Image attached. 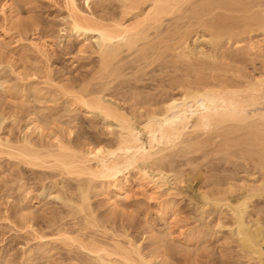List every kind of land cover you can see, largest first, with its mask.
Segmentation results:
<instances>
[{
	"label": "bare ground",
	"instance_id": "obj_1",
	"mask_svg": "<svg viewBox=\"0 0 264 264\" xmlns=\"http://www.w3.org/2000/svg\"><path fill=\"white\" fill-rule=\"evenodd\" d=\"M16 1L17 0H0V12L4 14L5 19L12 17L11 20H13V16L16 15V7H14V2ZM66 1L67 4H69V14L66 19L68 24L67 28L64 29V33L69 36H76L75 38L78 37V40L84 37V40L79 44L80 46L77 45V48L75 47V52H85L89 54L91 50L92 55H88L89 57H87V59H91L92 62H90L92 63V66H86L87 68L80 66L84 68L81 70L86 71L79 72V69H77L78 71L75 70L76 76L73 75L70 77L67 76L66 73H63L64 71H60L62 74H65L64 77L67 76L69 78L66 77L64 79V77H61L62 74L60 73L61 75L59 77L61 78L57 79L56 77L58 81H56L54 76L52 77L53 70L50 69L51 67H49L51 70L50 73L49 70L47 71L49 75L45 74V76H40V74H42L41 72L43 71L46 72V70L43 69V71H41L42 69L34 68L30 75L34 74V76H36V72L40 70L37 73V75L40 76H38V80L43 77H48L51 81L46 78L47 80H44L46 83L42 82L46 84V87L49 86L47 87L48 89L44 84L41 86H44L43 88H38L40 87L38 85L36 86L38 82L34 81L36 82L33 86L34 90L32 89L33 87H30L32 91H34V94L33 92H29L30 96L32 95L33 100L31 101V98L30 100L27 98L28 101H31V103H41L43 100L42 103H44L46 100L47 102H50L51 106H54L57 104V101L60 100L59 102H63L64 107L61 105L62 108H60L63 111H61V114L60 111L59 113L56 112L57 109L59 110L57 107L60 106L55 105L57 106L56 109L55 106L51 107L49 103L46 104L47 102H45V107L48 105V110L51 112L56 109V111L53 112L58 113L57 115L52 114L54 115L53 117L50 115V119L46 117L45 120L42 117V120L39 118V113L44 117L46 116V113L47 116L48 114H51L50 111V113L47 112V108L44 107L46 110L44 108L41 109V112L44 111L45 115H42L40 110L37 111L38 114L32 111L33 114H36V117L38 116L37 118H39V120L35 117L32 122L33 125L28 124V126L33 127L31 129L33 133L34 131H37V133L39 132L37 139H33L37 135L34 136V134L29 131L30 128L28 129L30 134L25 132L29 135L27 136L24 133L26 135L25 138L23 137L24 140H20L21 142L23 141L22 143H20L19 138L17 139L19 142L13 139L16 141V145H14L15 141L13 142L11 140L14 143H11V145H13L12 147L8 144L10 143L8 140L11 139L10 137H7V141H5L6 138L2 135L1 137L5 139L3 140V138L0 137V146L7 144L6 146L11 147L10 151L8 150L9 147L7 148L6 146H3L5 147L3 148L1 146L0 157L3 154H8L10 157L6 155L5 158H14L15 162L20 163H17L18 166L22 164L26 167H30V169L37 168L42 171L43 169L50 170L53 174V177L50 178V180L54 181L55 179V184L53 181L51 184L49 182V184L46 183L48 178L51 177V172L49 173L48 171V173H44V170L42 173L44 175L42 176L45 177L48 174V177L46 178L47 180L43 178L45 180V185L42 183V185H44L42 187H45L46 185L52 186V184L58 187L59 184H61L62 187L60 186L58 189H55L54 187V189L59 192L61 189L65 190H63L64 192L61 191L64 193V196L61 193H57V196L60 195V199L64 201L63 207H65L63 209L60 208L59 214H56V212L58 213V210H56L55 213L54 211L52 213L44 211L45 214H42L44 216H40L38 213L36 214L35 209L32 211L29 206L22 208L21 206L23 205L20 201L21 208L18 210L21 215L19 212L18 213L21 216L23 227H30L33 232L40 234L36 236V239L38 237L41 238V244L35 249L34 247L32 248L33 250L30 252L29 259L40 253L45 254L47 251H50L49 248L51 249L53 247L52 245L55 244V247L53 248L58 246L59 248L64 246L61 249L66 248L67 251L65 250L66 255L64 260L69 261V264H175L174 261H177L178 259L180 262V260L182 258L184 259L186 256L183 257L181 254L182 258L177 257V260L173 257L176 255H174L176 252L172 251L175 249L173 246L177 245V243L173 245V243H170V240L173 238L177 241V238H174L176 234L171 238L172 231L170 232L169 230H173L174 228L169 227L171 221H167L168 224L164 223L166 222L165 220H168L169 218H167L169 210H165L164 208L165 205L162 201L167 199H164V197L161 198L163 195L158 199H163L161 201L163 206L161 205L159 209H157V207L155 208V211L153 210L154 213L159 212V215H161H158L159 218L154 217V219H160L161 217V220H164L163 224H165V226L161 227L162 230L160 229V231L159 229H156V231L158 230L159 232H162V236L156 231L153 232L155 229V226L153 225L154 229L152 232L154 235H157V233L159 234L157 237L154 235L151 237V239L155 237L154 241L156 244L150 240V237L148 240L145 237L147 241L152 242L154 245L152 246L153 249L150 248L147 250L145 248V240L143 241L141 239L140 241H137L138 239H133V237H131L132 235L121 236L119 234H125V232L128 231L127 227H124L127 231H123L124 228L121 225V221L124 219L128 220L130 216L134 217V215H136L134 213L136 210L132 209L131 211L130 206L128 208L130 211L127 210L129 212L128 215H130L131 212H133L134 215L132 214L128 216V218H124L126 215L125 205L123 206L125 210H119L123 208L121 207L122 204L128 203L126 200L129 199L127 195L130 193L127 192L128 177L130 176L129 173L132 169L133 171L138 170L136 174L141 173L140 175L142 179L143 177L144 179L146 178V180L149 179L150 183L153 184L150 186L147 183L148 188L153 186L159 191V189L163 190L164 187L167 188L168 183L171 182L169 179V172H173L174 168H177L176 165H179L184 157L187 160L189 158L192 160L194 159L192 162L191 159H189L186 163L197 166L212 162L214 159L209 158L210 156H214L213 158H215V160H217L216 156L225 158L229 156V159L234 153V156L232 157L238 162L247 161L246 163L249 164V168H247L248 166L245 164L243 165V169H246L247 171V169L251 168L249 171L252 172L248 174L247 172L249 171L245 172V170H243L241 173L245 172L248 177L246 175L245 178H240L239 180L241 181L242 179L243 182L236 180L235 183H233L235 177H232L233 179L230 177L232 181L229 180V176L232 175H227L228 177L221 178L219 175L215 174L216 177L219 176L218 181V179H215L212 174L213 181H217H214L217 186L215 184V186L212 185V181L210 186H208V189L211 187V189L214 190L210 191L205 187L208 180L211 181L212 179L210 176V179L208 178V180H205L202 183V187H204L200 190L202 191L200 192V195L202 193L204 194V197L200 198L204 199L202 200L204 203H202L201 208L203 211L205 210V212H208L209 215L216 213L214 216L217 217L218 211L222 212L221 210L225 207L227 208L226 210H228V212H225H227L228 215L231 213L230 217L232 216L231 222L233 220V223L231 224L230 232L233 235V239L232 237L230 238L234 241L233 244L236 242V250L234 248L232 250H234L233 252H237H235L237 256L231 251L230 253L232 254L229 259H227L226 256H223V254L229 256L230 253L227 251H229L231 247L228 248L226 251L227 253H224L226 245L223 244L224 240H222L221 244H219L220 247H216L218 244L216 245L215 242V245L212 244L213 246L211 245L212 242L209 243L210 245H206L213 247L210 250L209 247H207L209 252H207V248L204 247L205 245L202 246L201 244V251H205L204 249L206 248L207 252L206 254H203L204 257H202L201 253L202 260L200 255L198 257L196 256L198 255L197 253L200 252V246L197 247L196 245L195 247V250L198 248V252H194V247L191 249H189V247V254L195 253L196 257L192 256L190 257V260H188L189 262L191 261V264L196 263L197 258L198 260L200 259L201 262L207 260L206 255L209 259L208 255H214L213 253H215V251L212 252L211 250H215L216 247V252L218 253V250L224 245L223 248H221L223 251L220 249V254L218 253L220 258H226V261L225 258H222L224 260H220L221 264H232V262L233 264H264V217L254 218L252 216V208L254 209L255 207H258L256 205L254 207L252 204L254 203L253 201L257 198L264 200V69L260 66V69H263V72L259 70V75H253L252 72H248V66L255 60L258 61V63L261 61L260 63L264 66V0H104V4L103 0H98V3H95V1L92 0H86L89 8L88 11L85 7L78 4V0ZM107 1L108 3L105 5ZM93 2L95 3L94 7L92 4ZM92 7L97 8V10H94ZM98 7L100 8L98 9ZM90 8L93 9V11H90ZM101 9L102 11H100ZM16 16L14 17V20L18 19ZM17 21V24L19 22L21 24H18L19 26L17 25V28L19 27L18 31L20 30V32L22 30L29 31L36 22V20H33L34 23L32 21L28 23L27 21H19V19ZM21 26L23 29H20ZM34 26L38 27L39 25L35 24ZM29 27L30 29H28ZM8 31V28L6 29V27H2L0 29V39L5 43L10 40V44H13L14 42L11 41L12 38L8 39L10 35ZM24 31L21 33L28 32ZM257 31H260L259 36L261 35L262 39L257 36ZM255 32L258 38L253 34ZM26 35L23 34V38ZM20 36L22 37V35ZM61 36L62 38L64 37L63 34ZM205 36L208 40H211L210 43L213 44V51H211V49V53L199 52V56V53L196 52L198 49L195 45L198 44L197 42H199V40H203L200 39L201 37ZM35 38L37 39L29 40L27 45L25 44L26 47L33 49V52L36 51V53L39 54H37L38 57L40 56L39 60L41 62L43 59L44 61H46L45 59L49 61L51 59V53H49L51 50L49 49L52 48V45L48 44L42 35ZM94 38H96L95 41H93ZM3 42L0 43V49L9 44V42H7L6 45L3 44L2 46ZM24 47L25 46L22 47L23 51H25ZM88 49H90L88 51L89 53L87 52ZM0 53L3 56L4 52L2 53L0 51ZM201 53H206L207 55H201ZM92 56L95 58H93L94 60H92ZM26 57L24 58L26 59ZM24 58L21 57V59ZM80 59L82 58H79V60ZM26 60H30V57ZM40 61L38 63L35 62L36 67L43 64H41ZM47 61L46 63L48 64L49 62ZM87 62L84 64L87 65ZM249 62L251 63L249 64ZM253 64L255 67V63ZM48 66L51 65L48 64ZM52 69L54 68L52 67ZM76 72L79 76H77ZM47 81L49 83L48 85ZM42 83H40V85ZM2 86L4 90L7 89V87H4L2 84L0 85L1 89ZM44 90L48 91L44 92ZM21 91L22 94L23 91H25L24 94L27 95L26 89H22ZM175 91H179V94L174 93ZM28 95L26 97H28ZM33 95L37 96V99L36 97L34 99ZM61 97L63 99L62 101ZM38 98H40V101ZM118 98L122 99V102L125 100V105L127 102L126 99L128 100L127 103L131 104H129L130 107L127 104L129 107L128 109H131L129 113L124 109L122 110L120 105L122 104L121 106H123L124 103L121 102L120 104V99L118 100ZM113 99L119 104L116 105L117 103L115 104ZM53 101L54 103L52 104L51 102ZM49 107L54 109H50ZM30 108L32 107L30 106ZM125 109H127L126 106ZM140 110H144L145 114ZM75 112H78V114ZM79 113H86V115H92L94 117L96 115L101 116L110 127L113 122L117 125L116 129L118 127L119 130L114 129L115 127L112 128L113 125L111 128L109 127L110 129L106 128L108 125H105L103 128L104 131H101L103 134H100L101 132L96 129L97 127L95 128L97 124L100 125L99 123H95L96 125L94 124L93 126V132H96L99 138V134L103 136L110 134L107 136L110 137L107 139L110 141L109 145L108 143L105 145L106 143L104 140H102L104 145L97 141V143H94L93 139V141L90 142L93 134L90 136L88 133H91L92 131H88L87 133V131L82 129L83 127L80 126V128L77 125L76 119L79 120V118L76 116L75 119L74 115H80ZM71 114H73V118ZM94 117L92 118L95 119ZM92 118L89 117V120L91 121ZM48 121L50 123L49 126L51 124H57L59 127L64 125L61 127L62 130L59 128L58 130L65 131V135L61 134L60 136V131L58 132L53 129H50L49 131L52 132L48 133L47 128H51V126H48ZM92 122L94 123L95 121ZM43 123L47 124H44V126ZM78 124H81V122L79 121ZM90 127L92 129L91 124ZM75 129L78 131L76 132ZM105 129L109 130L106 131L107 134ZM142 129L144 130L143 134L145 133L148 136L147 142L142 139ZM53 131L57 132V134L53 133ZM52 133L58 136H55ZM43 136L45 138H43ZM103 136H101L102 139L107 138L106 136ZM39 137H41L40 141ZM94 137L96 136H93V138ZM98 137H96L95 140ZM42 138L45 142H42ZM99 138L98 140L101 141V138ZM37 140L39 143L36 142ZM85 140L88 141L85 143ZM2 149H5V153ZM237 151L241 154L240 160H243L239 161V158H237L239 156L237 154L235 155V152ZM200 154L202 157L211 160L207 159V161L202 158ZM190 155H194V157L197 156L196 158H192ZM200 157L203 159L201 160L202 163L205 160V164H202L199 161V159H201ZM2 158L5 159L3 156ZM177 158H181L179 159V163L177 162ZM228 159L226 158L225 160ZM235 159H232V161L229 159L228 162H234L236 161ZM10 161L12 163L8 160H6V163H11V166L16 165V163L13 165V159H10ZM195 162L197 163L195 164ZM182 163L184 164V161L181 162L180 166ZM22 165L19 166L20 170ZM185 165L186 164L182 166ZM182 166H178V171L182 170V173H184L186 170L184 171ZM195 169L198 170V166L194 168V172L197 171ZM35 170L33 169L31 171L35 172ZM175 171L177 172H173V174H175L173 176L175 179L171 176L172 174H170V176L175 180L172 182H175L176 184L183 176H180L182 174L181 172L180 175H177L179 173L177 170ZM197 173L199 172L197 171ZM238 173L237 175L242 177ZM34 174H36L37 177L40 175L39 181H44L41 178V173H39V175L37 173ZM19 175L24 178V173L23 175L21 173ZM54 176L57 178L59 176L60 180H56L57 178H54ZM176 176H179L178 180ZM132 178L134 179V177ZM225 178H228V180ZM220 179L224 182H220ZM226 181L229 183H225ZM137 182L140 183L141 181ZM208 183L207 185H209ZM240 183L241 186H237V184L240 185ZM204 188L208 191H205ZM54 189L50 190L53 191ZM167 189L169 190V188ZM171 190L174 191L171 188L168 191L169 194ZM237 191L241 193L239 194ZM56 192L54 194H56ZM93 193H96L99 196L101 195L100 197H103L102 195H104L105 199L102 198V200L105 202L102 201V204H105H103L104 208L111 209H106L109 213L112 209L114 210L112 213H115L117 209L120 212H123L122 214L125 213L123 216L117 210V214H121L120 218H123L119 221V226L123 228L122 231L124 233H122L120 229L121 227L119 228L120 232L117 230L118 233L116 234H113L116 230H111L112 232L114 231L113 233L109 232L112 227L118 229V223L115 222L116 224L110 225L108 220L106 221L108 216L109 219L111 218L110 214H108V216H105L107 215L106 213L104 215L101 214V217L96 215V212L97 214L99 212V207L96 210L93 207ZM152 193L154 194L155 192L152 191ZM165 195L167 196V193H164V196ZM170 195H172V193ZM173 195L175 194L173 193ZM175 196L173 197L175 198ZM174 198L171 200L168 198L169 202L175 201ZM262 200H260V202ZM174 203L176 204V201ZM174 203L169 204L176 210L177 205L174 207ZM106 204L110 207H107ZM255 204H257V202ZM127 205L128 204H126V206ZM166 205L168 206V204ZM197 207L199 209V205H197ZM260 208L254 210H257L258 212L264 208V206H262L261 209ZM196 211L199 213V210ZM203 211L200 209L201 214ZM33 212L37 216L34 215ZM225 212L223 211L222 216L216 218H220L219 221H221V224L223 225L218 224L219 221H217L215 226H225L226 223H222L223 219L221 220V218L227 214ZM173 213L175 212L173 211ZM204 213V216H201L208 217L206 216L208 214L205 213V215ZM261 213H264L263 210H261ZM119 214L116 216V220L117 217H119ZM151 215L150 217L153 218ZM102 217L105 220L102 219ZM113 217L115 216L113 215ZM175 217L177 218V214L172 220L175 221ZM210 218L208 217V219ZM202 219L204 220L206 218ZM212 219H210L211 221L206 220V222L208 221L210 223L212 222ZM216 219L214 220L216 221ZM152 220L153 219H150L149 221V219H146V221L150 222L146 223L149 225H146V227L148 226L147 229H151L150 225L154 221ZM34 222L35 224L36 222L43 224V227L45 228L44 230H48V234H46V232H38V230L35 229ZM100 222H102L101 224H104L105 227H100L102 226ZM107 222L110 225L109 227H111L109 229L108 225L106 227ZM123 222L122 224L126 225V223ZM173 226H175V223ZM205 226L207 225L203 226L204 229L206 228ZM196 228L198 229V227ZM209 228L212 229L211 233L209 232V234L212 235L209 236V234H207L205 237L209 236L211 238V236L214 235V232L212 231H214L216 227L214 229L208 227V229ZM101 229L104 230L101 231ZM197 229H192L194 231L189 230L187 232H191V234L194 233L192 234L193 236L196 234V231H200V234L202 235V232L205 233L206 231L203 230L202 226H199L200 230ZM164 230L166 235H163ZM178 231L181 232L180 230ZM216 231H218V229ZM216 231L215 234L217 235L219 231L218 233ZM182 232L184 233V231ZM187 232L186 235L181 233L185 236V238H183L185 239V242L189 239V241L192 240V238L189 237L191 236L190 233V235L188 234L189 239L186 238ZM129 234L131 233H126V235ZM220 234L216 237L219 238ZM231 234L229 233L230 236ZM149 235H151L150 232ZM227 235L228 233L225 234L223 238ZM228 236L227 241L229 240ZM175 237L180 236L177 235ZM199 237L201 236H196L198 239ZM201 238H203V236ZM213 238L210 240H218V238ZM181 239L182 238L180 237L178 242ZM231 240L228 242L230 243ZM185 242H183L184 245L187 243ZM180 245L178 250L182 247V243ZM146 246H148V244ZM154 247L157 248L154 250ZM53 248L51 250L52 252L54 250ZM184 248L186 249L187 247L183 246L182 249ZM217 248L219 249L217 250ZM190 250L194 251L190 252ZM171 251L174 253L172 257L170 256V260L174 258V261L169 260L168 252ZM180 251L182 252L183 250ZM180 251L177 254H180ZM52 252L48 253L51 255ZM184 252L188 254L185 250ZM221 253H223L222 256ZM212 255L209 256L211 257ZM235 257L238 258L234 259ZM218 258L217 263L215 261V264L219 263ZM230 258L234 260L228 262ZM203 262V264H205V261Z\"/></svg>",
	"mask_w": 264,
	"mask_h": 264
},
{
	"label": "rangeland",
	"instance_id": "obj_2",
	"mask_svg": "<svg viewBox=\"0 0 264 264\" xmlns=\"http://www.w3.org/2000/svg\"><path fill=\"white\" fill-rule=\"evenodd\" d=\"M92 1H95V3L97 2L98 3V0H92ZM110 1V0H109ZM89 2H91V1H89ZM104 0H103V4H104ZM95 3L93 2L92 4H93V7H94V5H95ZM101 3V2H100ZM107 3H108V1L106 2V4L105 5H107ZM14 7H16L15 8V13H16V15H14L13 16V20H14V17L16 16L18 19H19V21L21 20V21H27L28 23L29 22H33L34 23V21L33 20H36V22L34 23V25L35 24H37V25H39L38 27L37 26H34L33 24V29H32V27H31V29H30V27L28 28V29H30L29 31L28 30H26V31H28V32H26V31H24V30H22L21 32H26L27 33V35H26V33H21L20 32V30L18 31V29H19V27L17 28V25L18 24H20V22L17 24V20H11L12 19V17L11 18H8V19H5L4 17V14L2 13V12H0V29L2 28V27H6V29L8 28V32H9V38L8 39H11V41H13L14 43L13 44H10V40H8L7 42H9V44H8V46H5V47H1V49H0V51L3 53V56L1 55V53H0V82H1V84L2 85H4V87H7V89L6 90H4V88H3V86H2V89H1V87H0V137H1V135L3 136V137H5V138H3V137H1V138H3V140L5 139V141H7V139L10 137L11 139H8L9 141H10V143H8V144H10V146L12 147L13 145H11V143H13L15 140H17L18 138H19V141L20 140H22L23 139V137L25 138V136L27 135H29L30 134V132H32V128L33 127H31V126H28V124L29 125H33V120L35 119V117H36V114L35 113H37V111L38 110H40V112H41V109H43L45 106H46V104H50V102L48 101H46L45 100V102H47L46 104H45V102L44 103H42V101H41V103H34V102H32L31 103V101L33 100V98H32V95L30 96V93L29 92H33V94H34V91H32V89L34 90V84H36V82H34V81H37L38 82V84H36V86L38 85V86H40V87H38V88H43V87H41L44 83H46V81H44L46 78L48 79V77H41L42 79H40V80H38V78L40 77V76H45V74L46 75H49L48 74V70H49V73H50V71L51 70H53V75H52V77L54 76V78L56 79V77H57V79H59V78H61V77H64L65 76V74H62L61 72L62 71H64L63 73H66V75L67 76H73V75H75V70L76 71H78L77 69H79V72L81 71H86V70H81V69H84L86 66H92V61H91V59L89 60V58L87 59V57H89L88 55H92L91 54V50L90 49H88L87 50V52L90 50V53L89 54H87V53H77V52H75V50H76V48H77V45H79L83 40H84V37L83 38H80L79 40L77 39V38H75V37H73V36H69V35H67V34H65L64 32V29L65 28H67V22H66V19H67V17H68V14H69V4H67V1L66 0H17L16 2H14ZM78 4L80 5V6H83V7H85L86 9H87V11L89 10V8H88V4H87V1L86 0H78ZM110 4V3H109ZM97 5V4H96ZM101 5V4H100ZM99 5V6H100ZM98 6V5H97ZM96 6V7H97ZM92 7V8H93ZM101 7V6H100ZM100 7H98V9L100 8ZM102 8V7H101ZM94 10L96 9L97 10V8H93ZM93 9H91L90 8V11L92 10L93 11ZM1 11V10H0ZM100 11H102V9L100 10ZM2 13V14H1ZM16 19V18H15ZM6 20H8V21H6ZM39 22V24H38V22ZM68 21V20H67ZM24 22V23H25ZM23 23V22H22ZM21 25V24H20ZM19 26V25H18ZM36 27H37V29H36ZM240 28V27H239ZM20 29H23V27L21 26L20 27ZM39 30V31H38ZM258 32V31H257ZM20 33V34H19ZM41 33V34H40ZM0 34H1V32H0ZM23 34H25L26 36L23 38ZM39 34V35H38ZM63 34V38H62V35ZM254 35H255V37H259L260 39H262L261 38V35L259 36V34H260V31L257 33L258 35L256 36V32L255 33H253ZM20 35H22V37L20 36ZM42 35V37L45 39V41H47V43L48 44H51L52 45V48L51 49H49V50H51V51H49V53H51V55H50V60L49 61H47V59H45L47 62H49L48 64L49 65H51V66H48V64L46 63V61H44V59H43V61L41 62L39 59H40V56L38 57V53H36V51H34L33 52V49H31L30 47V49L28 48V47H26V45H27V43H28V41L29 40H35V39H37V38H35V37H37V36H41ZM67 35V36H66ZM61 36V37H60ZM206 37V36H205ZM201 37L200 39H203L202 41L201 40H199V42H197L198 44H196L195 46H196V48L199 50H196V52L197 53H199V52H207V53H211V51H213V49H212V45L213 44H211L210 43V41L211 40H208V38L206 37ZM257 37V38H258ZM1 38V37H0ZM196 38V37H195ZM194 38V39H195ZM256 39V38H255ZM96 40V38H94V40L93 41H95ZM18 41V42H17ZM1 42H3V41H1V39H0V43ZM7 42L5 43V42H3L2 43V46H3V44L4 45H6L7 44ZM96 43V42H95ZM195 43V42H194ZM24 44V45H23ZM26 44V45H25ZM23 46H25L24 48H25V51H23ZM80 46V45H79ZM78 46V47H79ZM76 47V48H75ZM213 48H214V46H213ZM212 49V50H211ZM211 50V51H210ZM25 53V54H24ZM38 54V55H37ZM202 54H204V53H201V55ZM206 54V53H205ZM204 54V55H205ZM24 55H26V56H28V57H26V56H24ZM203 55V56H204ZM207 55V54H206ZM94 56V55H93ZM92 56V60H94L95 58ZM96 56V55H95ZM199 56H200V53H199ZM2 57V58H1ZM21 57H26V59H29V57H30V60H26L25 58L24 59H21ZM44 58V57H43ZM79 58H82V59H80L79 60ZM91 58V57H90ZM94 58V59H93ZM258 59V58H257ZM39 60L40 62H41V66H39L38 64V66L36 67L35 65H36V63L35 62H37V61ZM41 60H42V57H41ZM38 61V62H39ZM87 61H89V62H87ZM91 61V62H90ZM256 61V60H255ZM253 62V63H255V67H254V64L252 63V64H250L251 62H249V66H248V68H249V71L248 72H252V74L254 75H259L260 74V71L259 70H261L260 68L262 67L263 69H264V66H263V64H261L260 62V64L258 63V61H256L257 62V64H256V62ZM37 62V63H38ZM44 62H45V64H44ZM85 62H87V65L86 64H84ZM89 63V64H88ZM47 64V65H46ZM81 64H83V65H81ZM44 66V67H43ZM80 66H82V67H84V68H82V67H80ZM261 66V67H260ZM40 67V68H39ZM43 67V68H42ZM49 67H51L50 69H49ZM52 67L56 70H54V69H52ZM80 67V68H79ZM36 69V68H38V69H42L41 71H43V69L44 70H46V72L45 71H43V72H41L42 74H40V76L39 75H37V73L40 71V70H36L37 72H36V76H34V74H32V75H30V73H32L33 72V69ZM87 68V67H86ZM89 68V67H88ZM263 69L261 70V72H263ZM61 71V72H60ZM35 72V71H34ZM62 74V76L61 77H59L61 74ZM77 73V72H76ZM259 73V74H258ZM55 74V75H54ZM251 74V73H250ZM28 75H30V76H28ZM81 75V74H80ZM39 76V77H38ZM66 76V77H67ZM76 76V75H75ZM77 76H79V74L77 73ZM66 77H64V79L66 78ZM69 77H67V78H69ZM46 79V80H47ZM56 79V81H58ZM48 80H50V79H48ZM51 81V80H50ZM49 81V82H50ZM3 82V83H2ZM34 82V83H33ZM42 82H44V83H42ZM40 83H42L41 85H40ZM0 84V85H1ZM49 83H48V81H47V85H48ZM45 85V87H46V84H44ZM32 89H31V88ZM47 87H49V86H47ZM46 87V88H47ZM26 89V91H27V95H28V97H26L27 95L26 94H24V92L25 91H23V94L25 95H23L21 92V90L23 89V90H25ZM27 88H28V90H27ZM37 88V87H36ZM48 89V88H47ZM18 91V92H17ZM21 91V92H20ZM48 90H44V92H47ZM21 93V94H20ZM174 93H176V94H179V91L177 92V91H175ZM24 96V98H23V96ZM30 96V97H29ZM33 97H34V99H35V97H36V99H37V96H34L33 95ZM30 100V98H31V101L29 102L28 101V99ZM123 98V97H122ZM110 99V98H109ZM120 98H118V100H119ZM124 99V98H123ZM38 100L40 101V98H38ZM63 99H62V97H61V101H62ZM111 100V99H110ZM109 100V101H110ZM114 100V99H113ZM112 100V101H113ZM60 101V100H59ZM59 101H57V104H55V105H57V106H60V107H57V106H55V108L57 107V108H59V110L57 109V111H56V109H55V111L56 112H58L59 113V111H60V114H61V111H63V110H61L60 108H62V107H64L63 106V102H59ZM120 102V104H121V102H122V99H120L119 100ZM126 101L128 102V100L126 99ZM27 102H29V103H27ZM115 104L117 103V101H113ZM126 102V105H125V100L122 102V103H124V105L127 107V109H125V106L123 105V106H121L120 105V107L122 108V110L124 109L126 112H128L129 113V111L131 110V109H128L129 107H130V105L128 104ZM52 104L54 103V101L53 102H51ZM55 103H56V101H55ZM60 103V104H59ZM119 103H117L116 105H118ZM129 105V107H128V105ZM61 105H62V107H61ZM30 106L32 107V108H30ZM38 108H37V107ZM50 106H51V104H50ZM54 106H51V107H54ZM36 107V108H35ZM39 107H41V108H39ZM34 108V109H33ZM45 108H47V110H48V105H47V107H45ZM44 108V109H45ZM50 108V107H49ZM50 109H54V108H50ZM46 110V109H45ZM32 111L33 112H35L34 114L32 113ZM50 110H48L47 112H49ZM54 110H52V112H53ZM54 111V112H55ZM141 111V110H140ZM143 111V112H142ZM141 112L142 113H144V110H142ZM51 112V111H50ZM49 112V113H50ZM51 112V114H48V116H47V113H46V116L44 117V116H41L40 115V113H39V118H41L42 119V117L44 118V120L46 119V117H50V115H52V114H54V115H57L58 113H52ZM42 113V115L44 114V111H42L41 112ZM75 113H77L78 114V112H75ZM131 113V112H130ZM38 114V113H37ZM63 114V113H62ZM74 115V117H75V119H76V116H77V118H79V120L78 119H76V122H77V125L80 127H83L82 129L83 130H85V131H87V133H88V131L90 132V131H92L93 132V129H94V124L96 123H99L100 125H98L97 124V126H95V128L97 129V130H99L100 132L103 130L104 131V126L106 125H108L106 128H109L110 126H109V124H106L107 122H105V120L104 119H102L101 118V116H98V115H96L95 117L94 116H92V117H94L95 119H93L90 115H86V113H83V114H80V115ZM145 114V113H144ZM45 115V114H44ZM54 115H52V117L54 116ZM72 115V118H73V114H71ZM79 116V117H78ZM90 118H92L91 119V121L89 120V117ZM38 117V116H37ZM36 117V118H37ZM70 117V116H69ZM96 117H98V118H96ZM39 118H37L38 120H39ZM50 119V118H49ZM102 121H101V120ZM30 120H32V121H30ZM43 120V119H42ZM101 121V123H100V121ZM51 121H52V118H51ZM79 121L81 122V124H78L79 123ZM92 121H95L94 123L92 122ZM30 122V123H29ZM56 122H59V121H56ZM75 122V123H76ZM93 124H92V123ZM104 122V123H103ZM48 123V126H49V121L47 122ZM47 123H43V125L44 124H47ZM55 123V122H54ZM53 123V124H54ZM56 124V123H55ZM61 124V123H60ZM59 124V125H60ZM90 124H91V126H92V129H91V127H90ZM95 124V125H96ZM112 125H113V127H112ZM112 125H111V127L112 128H114V129H116V126L117 125H115L114 124V122L112 123ZM45 126V125H44ZM47 126V127H48ZM51 126V128H47L48 129V133H50V132H52V131H49L50 129H53V130H55V131H60L59 132V135L61 136V134H63V135H65L64 133H66L65 131H61L62 129H61V127H63L62 125L59 127V126H57V124L56 125H50ZM49 126V127H50ZM89 126V127H88ZM80 127V128H81ZM110 127V128H111ZM30 128V132H28V129ZM58 128L59 129H61V130H58ZM79 128V129H80ZM86 128H87V130H86ZM109 128V129H110ZM47 129H45V130H47ZM113 129V130H114ZM65 130V129H64ZM76 130V129H75ZM96 130V131H97ZM112 130V129H111ZM116 130H119V128L117 127V129ZM116 130H114V131H116ZM55 131H53V133H55V134H57V132H55ZM78 130H76V132H77ZM95 131V130H94ZM98 131V132H99ZM106 131H109L108 129L106 130L105 129V132ZM143 129H142V139H144L143 141H145V142H147L148 141V136H147V134H143ZM25 132H27V133H29V134H26ZM75 132V133H76ZM88 133L90 136L93 134V136H96V137H98V134L96 133V132H93V133ZM104 132V133H105ZM26 135H25V134ZM39 133V132H38ZM38 133H37V131L35 132L34 131V133L32 132V134H34V136L35 135H37V136H35L33 139H37V137H38ZM52 133V134H53ZM97 135H96V134ZM55 134H53V135H55ZM77 134V133H76ZM88 134H87V137H88ZM100 134H103L102 132L100 133ZM99 134V136H100V138H101V141L100 140H98V138L95 140V138L96 137H94L93 138V136H91V139H90V142L91 141H93L94 140V143H100V144H103L104 142L102 141V140H104L105 141V145H107V143H108V145L110 144V141L109 140H107V139H109L110 137H107V136H109L110 134H107V132H106V134H107V136L106 135H104V136H106L107 138L105 139H102V137L101 136H103V135H100ZM24 135V136H23ZM40 136V135H39ZM42 136V135H41ZM55 136H58V135H55ZM76 136V135H75ZM103 136V137H104ZM8 137V138H7ZM145 137V138H144ZM43 138H45L44 136H43ZM42 138V139H43ZM90 138V137H89ZM99 138V139H100ZM13 139H15V140H13ZM93 139V140H92ZM13 142H12V141ZM24 140V139H23ZM41 140V137H39V141ZM45 140H47V139H45ZM5 141H3V142H5ZM18 140H17V142H19ZM39 141L37 140L36 142L37 143H39ZM84 141V140H83ZM88 141V140H87ZM86 140H85V143L87 142ZM97 141V142H96ZM100 141V142H99ZM106 141H108V142H106ZM23 142V141H22ZM21 141H20V143H22ZM42 142H45L44 141V139L42 140ZM102 142V143H101ZM84 143V144H85ZM14 144V143H13ZM7 144H5V145H1L2 147L3 146H6ZM14 145H16V141H15V144ZM104 145V144H103ZM0 146V147H1ZM7 148L9 147V146H6ZM11 147H9V149L8 150H10L11 151ZM3 148H5V147H3ZM7 148H6V150H7ZM5 149H2V151H4ZM234 151V150H233ZM239 151V150H238ZM235 152V155L237 154L239 157H237V158H239V161H241V160H243V159H241L240 160V157H241V154H239V152ZM7 152V151H6ZM3 153V152H2ZM1 153V154H2ZM4 153H5V151H4ZM234 154V153H233ZM232 154V156H234ZM6 155H8V154H3L2 156L5 158L6 157ZM201 155V154H200ZM199 155V156H200ZM229 155V154H228ZM2 156L0 157L1 159H0V264H69L70 262L69 261H65L64 260V257H65V255H66V248H64V249H61V248H63L64 246H62L61 248H59V246L58 247H56V248H53V247H55L54 245H52L53 247V252L51 251L52 250V248L50 249L49 248V250L50 251H47L45 254H47V255H45V254H42V253H40V254H37V255H35L34 257H32L31 259H29V255H30V252L33 250L32 248L34 247V249L35 248H37V246H39V244H41V238H37L36 239V236H38V235H40V234H37V233H35V232H33V230L32 229H30V227L29 228H27V227H23V223H22V219H21V213H20V209L19 208H26V206L28 207H30L31 209H32V211L35 209V211H36V214L38 213L40 216L42 215V214H45V212L44 211H47V212H53L54 211V213H55V211L56 210H58V213L56 212V214H59L60 212V208H65V207H63L64 206V201H62V199H60V195L59 196H57V193L59 194V193H61L63 196H64V193H62L61 191H63L64 189H61V191L59 192V191H57V190H55V189H58V187H60L61 186V184H59V186L57 187V186H54V184H55V179L54 178H57L56 176H54V181H53V183L54 184H52V186H50V185H46L45 187H42V186H44L45 185V180L44 179H46L48 176V174L44 177V176H42V175H44V174H42L43 173V171H44V173H48V171H49V173L51 172L50 170H46V169H43V171L42 170H39V169H37V168H33L34 170L35 169H37V170H35V172L34 171H31V170H33V169H30V167H26V166H24V165H22V167H21V170H20V167L19 166H21V165H17V163L18 162H15V160H14V158H10V159H13V165H14V163H16V165H14V166H11L12 164V160L10 161V159H9V157H7V158H5V159H3L2 158ZM190 156H192V155H190ZM197 156V155H196ZM196 156L194 157V155L192 156V158H196ZM199 156H198V158H199ZM226 156V155H225ZM230 156H231V154H230ZM231 156V158L234 160L235 158L234 157H232ZM189 157V156H188ZM201 157H202V155H201ZM200 157V158H201ZM214 156H210L209 158H212V159H214L212 162H210V163H204L205 162V160H204V164L205 165H197L198 166V170L197 169H195V170H197L199 173H197V171L196 172H194L193 170H194V168L195 167H197L196 165L195 166H193L194 164H192V165H189L188 163H186L189 159H191V158H189L188 160L184 157V159H183V161H184V164H186L185 166H182V165H184L183 163H182V167H183V169H184V171L186 170V172H184V173H182V170H180V171H178L179 170V168H178V166L179 167H181L180 166V164H181V162H183L182 160H181V162H180V160L179 159H181V158H177L178 160H177V162L179 163V165H176V167L178 168H174V171L173 172H175V173H177L175 170H177L178 171V173L179 174H177V175H180L181 173V175L180 176H183V177H181V179H179L178 180V177L179 176H176L177 177V183L175 184V182H172V181H175L174 179V175L175 174H173V172H169L170 174H172L171 176L174 178V179H172V177L170 176V174H169V179L171 180V182L170 183H168V185H167V188H169V190L172 188L174 191H172L171 190V192H170V194L172 193V195H173V193L176 195H173V196H175V198L172 196V195H170L169 193H168V189L167 188H163V190L165 191V189H166V191L164 192L163 190H161V189H159V191L161 192V193H163V194H161L159 191H157L156 190V188H154L153 186L152 187H150L151 185H153L152 183H150V180L149 179H147L146 180V178L144 179V177H143V179H142V177H141V173H138V174H136V172L138 171V170H136V171H133V169L131 170V172L129 173V175L131 176H129L128 177V183H127V192L129 193V195H127L128 197H129V199L128 200H126V202H128V203H124V204H122L121 205V207H123L124 205H125V207H126V215H125V213L124 214H122L123 212H120L119 210H121L122 211V209L123 210H125L124 209V207L123 208H121V209H117L118 211H119V213H121L123 216L125 215V217L124 218H128V216H130V215H134V213L136 214V215H134V217H131L130 216V218H128V220H126V219H124V220H122L123 218L121 217L120 218V216H121V214H119V217H117V220L115 219L116 218V216L118 215L117 214V210H116V212L115 213H112L114 210L112 209V211L109 213L108 211H106V209H110V208H104V206H103V204H102V201L103 202H105L104 200H102V198L103 199H105V197H104V195H102L103 197H100L99 195H97L96 193H93L94 195H93V197L92 198H94L93 199V203H94V209L96 210L98 207V210H99V212H98V214H97V212H96V215H98L99 217H101V214H107V215H105V216H108V214H110V219H109V216H108V219H106V221L108 220V222L110 223V225L111 224H116V223H118L117 224V226H118V229H115V228H113L112 227V229H110V231L109 232H112L111 230H116L115 231V233H113V234H116V233H118L117 232V230H119V232H120V229H121V231L123 230V228L124 227H127V229H128V231L126 230V228H124V232H125V230L128 232V233H131V234H129V235H126V233L127 232H125V234H121V233H119L121 236H130V235H132L131 237H133V239L134 238H137L138 240L137 241H140L141 239L144 241L145 240V242H147V243H145L144 242V246H145V248L147 249V250H149L150 248H152V246H154L153 244H152V242L154 243V244H156L155 243V237H153L152 239H151V237H152V235H154V231H156V229H161V227H163V226H165V224H163V222H164V220L162 221L161 219V217H160V219H154V217L156 218H159V216H161V215H159L160 213L158 212H155L154 213V211H155V208H157V209H159L160 208V206L162 205L163 206V203H164V205L165 206H167L166 204H168V206L167 207H165L164 206V208H165V210H169L168 211V213H167V218H168V220H165L166 222H164V223H167L168 224V222L167 221H171V222H173L174 220H172V219H174L173 217L174 216H176V214H177V218L175 217V221L173 222V223H169V225H167V226H169V227H174L173 228V230H169L171 233H169V234H171V238H172V236H174L175 234V236H180L182 239L180 240L181 241V243H182V247H180L179 248V250H178V247H179V245L181 244L180 243V241L178 242V240L180 239V237H175L174 236V238H177V241H176V239H169L171 242L170 243H173V245L175 244V243H177V245H174L173 247H175V249L174 250H172V251H175L176 253H174V252H168L169 254H168V256H169V260H170V256L172 257L173 256V253H174V255L175 256H173L174 258H175V260H177L179 257H181V254H182V256L183 257H185L184 259L182 258H180L181 260H180V262H181V264L183 263V264H191V261L189 262V260H190V257H192V256H195V253L194 254H189V249H191L192 247H194L193 249L195 250V247H196V245H197V247H199V251L200 252H198L197 250H198V248H196V250L194 251V250H190V252H198L197 254L198 255H196L197 257L200 255V258H201V260H202V257H204V253L206 254L207 252H209L208 251V248L207 247H209V250L210 249H212L213 247V245H215L214 244V242L216 243V245L218 244V246H216V247H220L219 246V244H221V241L222 240H224V245H226V247L224 248V253H227V252H229L230 253V251L231 252H233L234 250H232L233 248L236 250V242L233 244V240H231V238L230 237H232V239H233V235L231 234V232H230V228H231V224L233 223V220H232V222H231V217H230V214L231 213H229V215H228V210H226L227 208L225 207L224 209H222L221 211L223 212H225V211H227V212H225V213H227V214H225L224 216H223V218H221V220H222V223L224 222V223H226L225 224V226H227V227H225V226H223V227H218V226H215V224H216V222L217 221H219V219L220 218H218V219H216L218 216L220 217V216H222V212H220V211H218V216L217 217H215L214 216V214L216 215V213H212L211 215H209V213L208 212H205V210L203 211V209L201 208L202 207V203H204V201H202V200H204V199H201V198H203L204 197V194H202L201 193V195H200V192H202V191H200V190H202L203 189V187H202V183H203V181H205V180H208V178L210 179V176H211V181L210 180H208V182H210V183H208L207 181V183L209 184V185H207V183H206V185H205V182H204V185H205V187H207V189H208V186H210V184L212 183V181H213V177H215V179H218L219 178V176L221 177V178H224V177H228L229 175H232V176H229V180H231V179H233L234 177L235 178H237V179H233V183H235V181L236 180H240V178H245L246 177V173L245 172H247V171H249L250 169H247V171H246V169H243V165H247L248 167L247 168H249V164H247L246 162L247 161H241V162H238L236 159V161H234V162H228V160L230 159L231 161H232V159L231 158H229L228 159V157H226L228 160H225L226 158L225 157H220V156H216L217 157V160H215V158H213ZM220 157V158H219ZM236 157V156H235ZM202 158H204V159H206L205 157H202ZM199 159V161L202 163V161L201 160H203V159ZM209 158H207L208 160H211V159H209ZM219 158V159H218ZM224 158V159H223ZM206 159V160H207ZM6 160H8L9 162H11V163H9V162H7L6 163ZM186 160V161H185ZM197 160V159H196ZM207 160V161H208ZM17 161V160H16ZM192 161H194V159L192 160L191 159V162ZM190 162V163H191ZM9 163V164H8ZM194 163V162H193ZM197 162H195V164H196ZM199 163V162H198ZM202 163V164H203ZM18 164H20V163H18ZM200 164V163H199ZM242 164V165H241ZM15 166H18V167H15ZM25 167V168H24ZM246 167V166H245ZM27 168V169H26ZM41 169V168H40ZM243 170H245V172L244 173H241V172H243ZM21 171V172H20ZM23 171V172H22ZM25 171V172H24ZM42 171V172H41ZM41 173V178H42V180H44V181H39V177H40V175H39V173ZM181 172V173H180ZM230 172H232V173H230ZM239 172V173H238ZM250 172H252V171H249V172H247L248 174L250 173ZM22 174L23 175V173H24V178L21 176V175H19V174ZM34 173H37L39 176L37 177L36 176V174H34ZM237 173L240 175V176H242V177H239L238 175H237ZM132 174V175H131ZM134 174H136V175H134ZM184 174V175H183ZM212 174H213V177H212ZM219 175L218 177H216V175ZM234 174V175H233ZM242 174V175H241ZM215 175V176H214ZM228 175V176H227ZM20 176V177H19ZM36 176V177H35ZM49 176H50V174H49ZM237 176V177H236ZM244 176V177H243ZM22 177V179L20 180V178ZM26 177V178H25ZM53 177V174H52V172H51V177H49L48 178V181L46 182V183H50L51 184V180H50V178H52ZM132 177H134V179L132 178ZM136 177H137V180H136ZM230 177H231V179H230ZM233 177V178H232ZM247 177H248V175H247ZM38 179V180H36V179ZM44 178V179H43ZM132 178V179H131ZM25 179V180H24ZM139 179V180H138ZM143 181H142V180ZM225 179H227L228 180V178H225ZM242 179H241V181H239V182H243L242 181ZM47 180V179H46ZM56 180H60V177L58 176V178L56 179ZM132 180H134V181H132ZM222 179H220V182H224V181H221ZM137 181H141L140 183L139 182H137ZM147 181V182H146ZM215 181V180H214ZM213 181V183H212V185H214L215 184V182H217V181H215L214 182ZM218 181H219V179H218ZM232 181V180H231ZM230 181V182H231ZM131 182H132V184H131ZM238 182V183H239ZM42 183H44V185H42ZM48 183V184H49ZM129 183H130V185H129ZM142 183V184H141ZM147 183L150 185L149 187L150 188H148V185H147ZM225 183H229L228 181H226ZM237 183V182H236ZM172 185V186H170V185ZM146 185V186H145ZM216 185V184H215ZM214 185V186H215ZM143 186H144V188H143ZM169 186V187H168ZM200 186V187H199ZM217 186V185H216ZM237 186H241V183H240V185H238L237 184ZM49 187V188H48ZM54 187H55V189H54ZM57 187V188H56ZM62 187V186H61ZM128 187H130V188H128ZM46 188V189H45ZM145 188H147V189H145ZM154 188V189H153ZM200 188V189H199ZM210 189H208V190H214V189H211V187H209ZM214 188V187H213ZM50 189H54L53 191H51ZM59 189V190H60ZM151 189H152V191L153 192H155L154 194L152 193V191H151ZM205 189V191L207 190L206 188H204ZM157 191V194H156V191ZM207 190V191H208ZM56 192V194H54L55 192ZM65 191V190H64ZM63 191V192H64ZM239 191H240V189H239ZM242 191V190H241ZM53 194H52V193ZM243 192V191H242ZM127 193V194H128ZM164 193L166 194L167 193V196L165 195L164 196ZM203 193H206V192H203ZM237 193H241V192H238L237 191ZM96 194V195H95ZM169 194V195H168ZM61 195V196H62ZM161 195H163L162 197H161ZM238 195V194H237ZM62 196V197H63ZM94 196H96V197H94ZM169 196V197H168ZM127 197V198H128ZM163 198L164 197V199H167V200H163V199H160V200H158L159 198ZM167 197V198H166ZM201 197V198H200ZM126 198V199H127ZM168 198H170V200L171 199H173L174 198V200L176 201V204L174 203L175 201H170L169 202V199ZM64 199V198H63ZM125 199V198H124ZM256 199V198H255ZM257 199H259V200H257ZM256 200H254L253 202L254 203H252L253 205H254V207H255V205L256 206H258V207H255L254 209H259L260 207L262 208V206H264L263 205V203H264V200H262L261 198H257ZM163 200V201H162ZM201 200V201H200ZM260 200H262L261 202H260ZM20 201H21V204L23 205V206H25V207H23V206H21L20 207ZM124 201V200H123ZM122 201V202H123ZM163 203H162V202ZM165 201H166V204H165ZM168 201V202H167ZM22 202H24V203H22ZM160 202H161V204H160ZM199 202V203H198ZM257 202V204H255ZM259 202H260V204L262 205H260L259 204ZM92 203V204H93ZM169 203H174L173 204V206L175 207V205H177V207H176V210L175 209H173L172 208V205H170ZM40 204V205H39ZM126 204H128L127 206H126ZM201 204V205H200ZM39 205V206H38ZM105 205V204H104ZM107 205V204H106ZM169 205L171 206V212H170V207H169ZM197 205H199V209H198V207H197ZM37 206H38V208H37ZM95 206H96V208H95ZM100 206H103V207H100ZM129 206H130V210L132 211V209L133 210H136V211H134V213L133 212H131L130 213V215H128L129 214V212L128 211H130V210H128V208H129ZM260 206V207H259ZM35 207V208H34ZM107 207H110L109 205H107ZM197 207V208H196ZM251 207H253V206H251ZM138 208H140V209H138ZM163 208V209H164ZM168 208V209H167ZM260 208V209H261ZM19 209V210H18ZM28 209V208H27ZM62 209H61V211H62ZM173 209V210H172ZM200 209H201V211H203V213L205 212L206 214H208V215H206L205 213V215L206 216H208L210 219H212V222H208V221H211L210 219H208V217H203L204 215H203V213L201 214V212H200ZM253 208H252V216L255 218H262V216L264 217V213H261V210H263V212H264V208H262L260 211H258L257 212V210H254ZM111 210V209H110ZM128 210V211H127ZM154 210V211H153ZM196 210H199V213L196 211ZM173 211L176 213H173ZM177 211V212H176ZM256 211V212H255ZM20 213V215H19V213ZM108 212V213H107ZM125 212V211H124ZM254 212H255V214H254ZM34 213V212H33ZM53 213V214H54ZM174 215H173V214ZM221 213V214H220ZM35 213H34V215H36ZM48 214V213H47ZM46 214V215H47ZM50 214V213H49ZM53 214H52V216H53ZM55 214V215H56ZM115 216V217H113V215ZM116 214V215H115ZM151 216H153V218H151L150 217V215ZM220 214V215H219ZM256 214H257V216H256ZM263 214V215H262ZM102 215V216H103ZM112 215V216H111ZM159 215V216H158ZM201 215H203V216H201ZM37 216V215H36ZM42 216H44V215H42ZM51 216V215H50ZM202 218H206V219H202ZM214 216V217H213ZM114 219H113V218ZM150 217V218H149ZM230 217V218H229ZM38 218V217H37ZM107 218V217H106ZM225 218V219H224ZM101 219V218H100ZM102 219H104L103 217H102ZM130 219V220H129ZM146 219H149V221H150V219H153L152 221H153V223H151V225H150V227H151V229H149V232H150V234L151 235H149V232H148V229H147V227L149 226L148 224H146V223H150L149 221H146ZM214 219H216V221L214 220ZM264 219V218H263ZM262 219V220H263ZM43 220V219H42ZM105 220V219H104ZM122 220V221H121ZM161 220V221H160ZM206 220H208L207 222H206ZM39 221V220H38ZM41 221V220H40ZM119 221H121V225H122V227L121 226H119L120 225V222ZM125 222L126 223V225L125 224H122V222ZM264 221V220H263ZM43 222V221H42ZM102 222H103V220H102ZM102 222H100V224L102 223ZM107 222V224H106V227H107V225H108V229L109 228H111V227H109L110 225H109V223ZM116 222V223H115ZM123 222V223H124ZM44 223V222H43ZM104 223V222H103ZM175 223V226H173V224ZM34 224H35V222H34ZM45 224V223H44ZM207 225V226H205L206 228L204 229V225ZM218 224H220V225H223V224H221V221H219L218 222ZM102 226H100V227H105V225L104 224H101ZM104 225V226H103ZM124 225V226H123ZM128 225V226H127ZM146 225H148L147 227H146ZM155 226V229L153 228L154 226ZM210 225V226H209ZM116 226V225H115ZM117 226H116V228H117ZM166 226V227H167ZM199 226L201 227L202 226V228H203V230H206L205 231V233L204 232H202L203 233V235L202 234H200V231L198 232V231H196L195 233L196 234H198V235H196V236H203V238H201V237H199V239H200V242H199V239L198 238H196V236L195 235H193L192 236V234H194V233H192L191 234V232H187V231H189V230H192V229H194V230H196L197 228L196 227H198V229H199ZM216 228H215V227ZM45 227H46V225H45ZM121 227V228H120ZM208 227H211V228H213L214 229V231H212V232H214V235L213 236H211V238L209 237L210 235H212V234H209V232L211 233V230L212 229H208ZM120 228V229H119ZM165 228V227H164ZM171 228V229H172ZM190 228V229H189ZM35 229H37L38 230V232H42V233H44V232H46V234H48L47 232H48V230L47 231H45L44 229V227H43V224H41L40 222H36V224H35ZM154 229V230H153ZM168 229H170V228H168ZM167 229V230H168ZM197 229V230H198ZM218 229V231H219V233H218V231H216ZM223 229V230H222ZM102 230H104V229H101V231ZM152 230H153V232H152ZM162 230V229H161ZM160 230V231H161ZM166 230V229H165ZM165 230H164V232H163V235L165 234ZM178 231V230H180L181 232H176V231ZM185 230H186V232H187V239H189V237L190 238H192V240L191 241H186L185 242V239H183V238H185V236L184 235H182V234H185L186 235V232H185ZM194 230H192V231H194ZM200 230V229H199ZM210 230V231H209ZM122 231V233H124ZM175 231V232H174ZM182 231H184V233L182 232ZM215 231L218 233L217 235H219L220 233V237L218 238V237H216L217 235L215 234ZM34 234H33V233ZM107 232H108V230H107ZM156 232H158L159 234H161L160 236H162V232H159L158 230L156 231ZM111 233V234H112ZM153 233V234H152ZM157 233V235H159ZM168 233V232H167ZM178 233V234H177ZM182 233V234H181ZM191 234V236H189L188 237V234ZM228 233V235H229V233L231 234V236L229 235H227L228 236V238H229V240L228 241H230L231 240V244L227 241V236L225 237V238H223L224 237V235L225 234H227ZM36 234V235H35ZM118 234V235H119ZM189 234V235H190ZM207 234H209V236H206V237H208V238H206L205 237V235H207ZM157 235H154V236H156L157 237ZM166 235V234H165ZM183 237H182V236ZM169 236V235H168ZM142 237V238H141ZM147 238V240L149 239V237H150V240L152 241V242H149V241H147L146 240V238ZM214 237V238H213ZM179 238V239H178ZM215 239V238H218V240L216 239V241H212V240H210V239ZM50 239V238H49ZM197 239H198V241H197ZM175 240V241H174ZM209 240H210V242H209ZM220 240V241H219ZM143 241H142V243H143ZM174 241V242H173ZM195 241V242H194ZM197 241V242H196ZM201 241H203V242H201ZM218 241V242H217ZM183 242H185L186 244L184 245L183 244ZM194 243V245H193V243ZM212 242V243H211ZM225 242H227V243H225ZM141 243V242H140ZM169 243V242H168ZM191 243V244H190ZM209 243H211V245L212 246H206V245H210ZM148 244V246H146ZM152 244V245H151ZM201 244H202V246L203 245H205L204 247H206L207 248V252H206V248L204 249L205 251H201L202 249H201ZM58 245V244H57ZM151 245V246H150ZM157 245H159V244H157ZM157 245H155V246H157ZM223 245V246H224ZM228 245V246H227ZM232 245V246H231ZM235 245V246H234ZM36 246V247H35ZM60 246H61V244H60ZM181 246V245H180ZM183 246H186L187 248L185 249H182L183 248ZM223 246L221 247V248H223ZM157 247H159V246H157ZM157 247H154V250H155V248H157ZM190 247V248H189ZM204 247H202V248H204ZM216 247H215V250L213 249V250H211L212 252H214L215 251V253H213L214 255H212V254H209V255H212L211 257L208 255V257H209V259L207 258V255H206V259L207 260H203V261H205V264L207 263H214L215 264V261H216V263H217V258L219 257L220 258V249L219 248H217V250H218V253L216 252ZM231 247V248H230ZM189 248V249H188ZM228 248H230L229 249V251H227L228 250ZM29 249H30V251H29ZM153 249V248H152ZM66 250V251H65ZM180 250H183L182 252H184V250L186 251V252H188V254H189V256H188V254H186L185 252V254L184 253H182ZM222 250V249H221ZM29 251V252H28ZM151 251V250H150ZM153 251V250H152ZM178 251V252H177ZM179 251H180V254H177V253H179ZM223 251V250H222ZM227 251V252H226ZM48 252H52L51 253V255L48 253ZM236 252V251H235ZM235 252H233V254H235V256H237V252L235 253ZM201 253H202V257H201ZM228 253V254H229ZM49 254V255H48ZM222 254L223 253H221V256H222ZM232 253H230L229 254V256H227L226 254H223V256H226V258L227 259H229V257H230V255H231ZM41 255H43V256H41ZM188 256V257H187ZM195 256V257H196ZM218 256V257H217ZM232 256H234V255H232ZM178 257V258H177ZM174 258H172L171 260H173L174 261ZM218 258V264H221L220 262V260H224V259H222V258H225V257H221L220 259ZM226 258H225V261H226ZM233 258V257H232ZM238 257H235L234 259H237ZM187 259V260H186ZM189 259V260H188ZM204 259V258H203ZM212 259H214V260H212ZM234 259H231L230 258V260H228V262H230V261H233ZM170 260V261H171ZM185 260V261H184ZM200 260V259H199ZM199 260H198V258H197V262L196 263H194V264H203L204 262L202 261L201 262V260H200V262H199ZM172 261V262H173ZM178 262V263H177ZM180 262H179V259L177 260V261H174V263L175 264H180ZM188 262V263H187ZM199 262V263H198ZM223 262V261H222ZM227 262V263H228ZM224 263H226V262H224ZM229 264V263H228ZM231 264V263H230ZM232 264H233V262H232Z\"/></svg>",
	"mask_w": 264,
	"mask_h": 264
}]
</instances>
